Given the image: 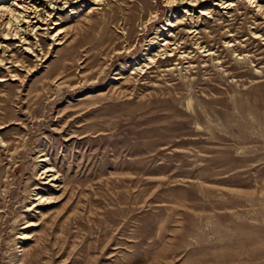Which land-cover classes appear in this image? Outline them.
Listing matches in <instances>:
<instances>
[{
  "label": "rangeland",
  "instance_id": "obj_1",
  "mask_svg": "<svg viewBox=\"0 0 264 264\" xmlns=\"http://www.w3.org/2000/svg\"><path fill=\"white\" fill-rule=\"evenodd\" d=\"M231 1L0 37V264H264V0Z\"/></svg>",
  "mask_w": 264,
  "mask_h": 264
},
{
  "label": "bare ground",
  "instance_id": "obj_2",
  "mask_svg": "<svg viewBox=\"0 0 264 264\" xmlns=\"http://www.w3.org/2000/svg\"><path fill=\"white\" fill-rule=\"evenodd\" d=\"M82 1H85L84 3H91V4L101 3V0H73V1L72 0H12V1L0 0V16L2 19L0 24V37L2 38L3 41L15 39L19 42V45L21 46L30 44V41L28 40V38L30 37L28 36L29 34L36 33L37 30L42 27V25H46L49 28H45L44 26V28L41 29L56 30V27H53V25L50 26V24L59 25L58 22L56 21L53 22L54 16L57 13V11L64 9L67 6L72 7L74 4L80 3ZM207 1L208 0H166L167 4L169 5H175L176 3L183 4L185 8H187V11H185L187 15L190 14L189 12L190 7H195V5L201 7V5ZM214 1L216 2V5L218 7H224V8H231L233 4L231 0H227L226 2L224 0H214ZM2 3L3 4L7 3V4L2 5ZM206 12L207 11L203 9L200 11V14H207ZM61 34H62V30L57 29L54 33H52V38L54 40H59ZM164 45L170 46L169 42L162 44V47H165ZM23 49L25 51L32 50L30 46H26ZM50 171H53V169L47 167L44 173L48 174V172ZM46 177L51 178L52 180L56 179L54 173L51 174L50 176L47 175ZM37 201L39 202V204L37 205H40L43 201V196L38 197Z\"/></svg>",
  "mask_w": 264,
  "mask_h": 264
}]
</instances>
